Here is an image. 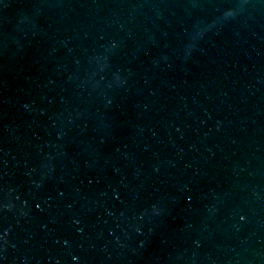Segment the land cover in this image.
<instances>
[{
	"label": "water",
	"instance_id": "1",
	"mask_svg": "<svg viewBox=\"0 0 264 264\" xmlns=\"http://www.w3.org/2000/svg\"><path fill=\"white\" fill-rule=\"evenodd\" d=\"M0 264H264V0H0Z\"/></svg>",
	"mask_w": 264,
	"mask_h": 264
}]
</instances>
